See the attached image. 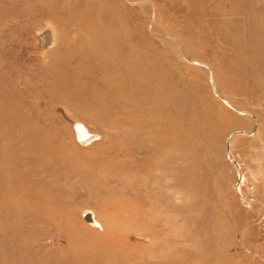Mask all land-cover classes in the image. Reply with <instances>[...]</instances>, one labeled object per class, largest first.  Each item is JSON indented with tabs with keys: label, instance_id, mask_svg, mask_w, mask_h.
<instances>
[{
	"label": "rangeland",
	"instance_id": "rangeland-1",
	"mask_svg": "<svg viewBox=\"0 0 264 264\" xmlns=\"http://www.w3.org/2000/svg\"><path fill=\"white\" fill-rule=\"evenodd\" d=\"M0 264H264V0H0Z\"/></svg>",
	"mask_w": 264,
	"mask_h": 264
},
{
	"label": "bare ground",
	"instance_id": "bare-ground-1",
	"mask_svg": "<svg viewBox=\"0 0 264 264\" xmlns=\"http://www.w3.org/2000/svg\"><path fill=\"white\" fill-rule=\"evenodd\" d=\"M113 36L114 35H112L110 37L109 43H108L107 46L98 47V45H97L96 46L97 49L92 50V51H95L94 53H96L98 55H106L107 54L108 57L113 58V53L115 51L114 48H116V46H117V38H115ZM46 38H47L48 42L51 44L52 43L51 38H49V36H47ZM103 48H107L108 50L106 52H104ZM123 63L124 64H128V60L124 59ZM152 76H153V78H156L155 75H152ZM163 88H164V86H163L162 83L158 84V89L157 88H152L149 85H145V91L148 92V93H158L159 91L162 92ZM144 101H146V103H147L148 102V98L145 97ZM148 114L149 115L151 114L149 112V110H148ZM148 114L146 112V116L147 117H148ZM162 121H165V117H162L161 115L155 116V125H154V130H153L155 132V134L162 135L163 132L165 131V128L163 127L164 125H162ZM91 137L93 138L94 136L91 135ZM193 142H194V140H193ZM150 143H154V145H155V142H152V141H150L148 139L147 140L145 139L141 146L139 144H137V143H134L133 147H129V149H125V148L124 149H125V152H129L132 149L136 150V152H139L140 150H143L142 153L144 154V153H146L147 148H149V144ZM156 143H157L156 146H154L156 149H154L153 153L148 156V160L150 159V161H148V163H147V161H146L147 158H145L146 160L144 161L142 167L146 169V167L150 168V167H153L155 165L158 168L159 171H163L164 172L165 159L162 158L161 155H160V157H158V154L160 153L159 150L161 149V147H164L166 145V141H165L164 138H161ZM167 161H169L168 164L172 166L170 171H172V169H173L175 171L176 176L178 177L179 175H177V174H179V170H177V168L175 166H177V163L180 161V157H178L177 155H174ZM170 175H172V174L170 173ZM180 176H181V173H180ZM167 183H169V182H167ZM87 217H88L89 220H92L91 216L87 215ZM94 222H95V224L97 223L96 221H94Z\"/></svg>",
	"mask_w": 264,
	"mask_h": 264
}]
</instances>
